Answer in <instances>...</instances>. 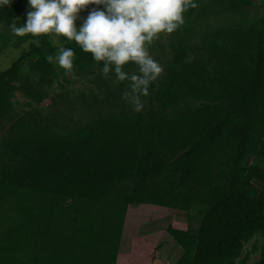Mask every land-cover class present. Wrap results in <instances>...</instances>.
Returning a JSON list of instances; mask_svg holds the SVG:
<instances>
[{
	"label": "trees",
	"instance_id": "1",
	"mask_svg": "<svg viewBox=\"0 0 264 264\" xmlns=\"http://www.w3.org/2000/svg\"><path fill=\"white\" fill-rule=\"evenodd\" d=\"M194 2L149 45L164 71L140 112L74 41L15 35L27 0L0 6V50L27 44L0 72V264H116L144 204L187 214L175 264H246L250 242L264 264V0ZM60 47L71 72L46 59Z\"/></svg>",
	"mask_w": 264,
	"mask_h": 264
},
{
	"label": "clouds",
	"instance_id": "2",
	"mask_svg": "<svg viewBox=\"0 0 264 264\" xmlns=\"http://www.w3.org/2000/svg\"><path fill=\"white\" fill-rule=\"evenodd\" d=\"M12 0H0V6ZM89 5H95L88 9ZM197 4L192 0H27L26 19L11 26L17 36L40 37L55 34L74 41L90 53L104 77L111 73L114 83L127 82L122 98L140 112L142 98L163 74V66L149 52V45L161 34H172L184 23V13ZM87 10V15L80 13ZM79 21V24H77ZM32 43L39 46V39ZM74 50L60 47L47 61L66 73L73 69ZM134 65L136 71H127Z\"/></svg>",
	"mask_w": 264,
	"mask_h": 264
},
{
	"label": "rangeland",
	"instance_id": "3",
	"mask_svg": "<svg viewBox=\"0 0 264 264\" xmlns=\"http://www.w3.org/2000/svg\"><path fill=\"white\" fill-rule=\"evenodd\" d=\"M93 7H97L95 5H89L88 9H91ZM262 13L261 9L254 7L249 10L247 13L249 18H254ZM81 17L87 15V10H84L80 13ZM77 24H79V21H77ZM5 32L4 28L0 26V33ZM27 49V44L23 45L20 49L15 50L11 47L5 48L0 50V72L7 70L13 62H16L18 58L20 57V54L22 51H25ZM151 54V53H150ZM152 56H155V58H160L159 53H152ZM25 65H21L22 68ZM76 89H81L82 85L76 84L74 86ZM24 101V98L17 94V102L16 109H21V103ZM49 104V100L44 101L42 107L46 108V106ZM252 161V158L248 159V163ZM263 168H264V160H258L257 161ZM147 207H141V206H130L128 207L127 216L124 220L123 224V230H124V238L121 239L120 243V251L121 255L126 254L127 252H130L131 254H136L135 251H144L143 249H139L140 242L142 241L141 236V229L145 231H149L153 233L151 237V241H154L157 243L161 242L158 246L160 251H164L165 253H162V258H160L162 264H174L176 257V251L175 246L176 243L172 240L171 236L167 233V229L169 227H172L174 229H181L185 230L189 225L187 221V214L185 212L175 211L167 208H161L158 206H152V205H144ZM200 207L198 205H195L192 208V214L197 215V219H195L194 222L190 226L193 228H197L199 224V212ZM152 218H155L154 221H152ZM140 238V239H137ZM135 239L136 243H135ZM122 240L125 242L122 244ZM134 243L132 244V242ZM152 243V242H151ZM135 244L137 246H135ZM252 244L253 242H250L246 245L244 251L250 253L248 255V259L245 262L246 264H256V261L258 260V254H252ZM135 246V249L134 247ZM137 247V248H136ZM122 248V250H121ZM179 248V247H178ZM129 254V253H128ZM155 257V254H151L150 257ZM145 257L146 262L148 258V263L150 264H159L157 263V259H151V258ZM128 264H132L130 261H128ZM240 264V263H239Z\"/></svg>",
	"mask_w": 264,
	"mask_h": 264
},
{
	"label": "crops",
	"instance_id": "4",
	"mask_svg": "<svg viewBox=\"0 0 264 264\" xmlns=\"http://www.w3.org/2000/svg\"><path fill=\"white\" fill-rule=\"evenodd\" d=\"M144 205H146V204H144ZM144 205H138V206L147 207ZM152 206H155V205H152ZM175 211H177V210H175ZM180 212H182V211H180ZM126 216H127V213H126ZM154 219L155 218H152V221H154ZM141 231H142V233H141V236H142L141 240L142 241L140 242L141 246L139 247V249H143L144 251H135L136 254H131V255H130V253H131V251H130V252H127L126 254L121 255V251L119 248V253L117 255L116 264H128V261H130L132 264H150V263H148V258L150 257V255L152 253L155 254V257L151 256L150 258L154 259V260L157 259V263L162 264L160 258H162V253H165L164 252L165 250L160 251V249L158 248V246L161 242L156 244L155 240L151 241V239L149 237H151V235H153V233L149 232L148 230L145 231V230L141 229ZM124 235H125V233L123 230L122 239H126V237L124 238ZM137 239H140V238H137ZM137 239H135V243H136ZM124 243L125 242L122 240V244H124ZM133 243H134V241L132 242V244ZM135 246H137V245L135 244ZM135 246H133L134 249H135ZM174 246H175V251H176V257L178 259L182 254V249L177 244ZM121 250H122V248H121ZM147 255H148V258H147V262H146L145 257H147ZM177 259L175 260V262L177 261ZM175 262H174V264H175Z\"/></svg>",
	"mask_w": 264,
	"mask_h": 264
}]
</instances>
